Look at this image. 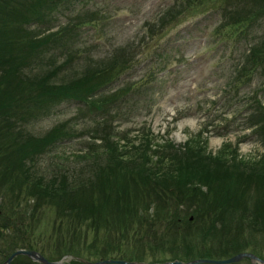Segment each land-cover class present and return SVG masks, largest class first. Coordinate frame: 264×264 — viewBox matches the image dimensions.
Segmentation results:
<instances>
[{
    "label": "rangeland",
    "instance_id": "374dc122",
    "mask_svg": "<svg viewBox=\"0 0 264 264\" xmlns=\"http://www.w3.org/2000/svg\"><path fill=\"white\" fill-rule=\"evenodd\" d=\"M172 1L79 0L75 4L59 5L54 17L51 18L53 21L49 26H53L52 29L67 23L79 12H89L94 19L87 22L90 24H82L79 28L77 47L87 51V54L93 53L95 57H107L119 47H126L128 53L126 56L121 51L125 64H118V68L113 69L108 80H106L108 77L95 80L96 83L100 80L107 83L92 96L52 100L50 105L40 104L38 112L29 117L31 119L27 130L31 133H0V139L17 137L20 134H23L21 139H24V134L37 137L66 121L67 126L61 131L63 133L68 131L69 136L55 140L51 147L34 157L35 162L26 158L24 167H31L30 162H34L32 165L36 168L35 176L50 174L62 168H72L75 172H69L73 177H68L69 193L63 198L69 201L76 198L89 199L85 193L80 194L71 186L79 176L82 174L86 176L89 171L87 166L93 168L94 174L97 173L98 176L91 175L92 180H103L102 186L105 187L99 190L110 196V200H106L110 202L107 209L100 207L96 210L98 226L90 228L88 233L93 237L100 234L103 240L100 247L111 242L104 237L108 230L106 228L110 227L114 231L115 227H118L124 228L119 235L121 240L113 241L106 247L111 250H122L121 252L126 251L124 248L136 247L144 252L145 258L135 260L157 262L174 260L176 258L171 257L176 254L174 251L179 253L180 258L177 259L183 260L196 257L222 258L239 251H253L264 258V232L254 226L253 219L252 225L248 223L249 221L245 222L247 218H243V215L248 216L249 213L241 210L246 204L251 208L258 207L254 203V189L253 184L251 185L253 178L249 181H242L239 178L243 170L249 172L247 160L264 153V128L261 129V123L259 126L252 124L260 117V104L264 105V73L258 72L261 70L259 66L257 68L253 66V47L261 48L259 44L261 40L257 35L264 28V17L259 20L261 25L256 24L253 27L250 20L236 22V18L231 14L225 15V0H193L185 11L178 13L177 19L173 20L171 25L159 28L158 16L171 6ZM227 6L234 8L235 4ZM28 15L26 12L23 15L24 19ZM36 25L32 26L36 28ZM42 29L47 30L48 27ZM60 49L61 47H56L46 54L48 56L56 54L59 58L43 59L42 64L41 61L37 62L32 68L30 62L38 56L32 52L20 54L16 50L12 52L17 55L16 58L14 60L11 58L12 60L7 62V67L12 70L14 61L20 59L22 60L20 72L23 75H34L33 69L37 72L35 74H38L37 78L45 79L47 76L49 78L46 74L50 73V67L64 59ZM87 54L83 60L88 58ZM240 70L244 76H240ZM52 72L54 73L50 77L52 84L67 81L63 79L65 76L76 75L74 71L68 69L63 71V68ZM92 104L104 107L99 106L95 109ZM105 125L112 126L116 132L112 131L113 134L125 133L120 142L128 145L123 153L126 160L118 161L115 158L113 144H108L107 147H105L107 144L101 145L93 157L79 158L84 154L81 152L88 151L86 142L91 141V133H98L96 128ZM113 139L119 140L116 136H112ZM96 141L103 142L99 138ZM156 149L166 151L163 156L171 166L170 172L179 170L180 173V170L189 167L193 171L196 169L198 175L211 173L210 176L208 174L197 176L202 179L201 183L200 180L197 181L201 184L199 185L201 190L208 189V183L214 191L221 188L217 186L216 177H212L213 173L218 174L225 187L224 192L230 191V194H224L223 203L226 204L227 210L224 212L222 223L217 225L219 227L213 228L210 232H203L200 228L187 226L180 228L181 230L172 229L165 242L156 240L153 235L145 237L142 242L135 241L138 238L133 237L128 226L132 222L144 220L147 212L151 220L152 217L153 220H158L156 215L166 216L169 210L173 214L176 211L186 218L185 214L194 217L195 211L194 213L192 211L195 210V206L198 208V204L203 207L205 203L204 208L210 212L211 204L214 207L217 202L221 203L219 200L211 201L213 197L210 194L199 196L198 204L189 198L190 195L182 198L179 194L180 197L176 200L157 195L152 187L159 180L158 173L162 167L159 163L161 155L155 151ZM241 158L247 165L241 163ZM18 159L13 157V168L15 165L19 166ZM60 159L64 160L60 162ZM97 164H101V169L97 168ZM112 164L114 167L123 166V171L130 181L129 183L124 179L126 188L120 190V195L125 202L124 205L119 204L120 206L116 202L115 205L112 204L116 201L114 196L118 186L114 185V180L106 179L107 175L113 178L116 171L113 170ZM2 168L0 165V264H7L9 254L23 247L21 243L30 237L44 246L46 253L41 252L50 259H61L67 255L66 260L72 263L79 261L77 264L83 263V259H87L89 255L92 257L89 260L100 259L101 252L96 251L101 249L95 253L90 252L87 247L90 243L82 241L83 237L80 238L77 231L78 220L88 211L80 213L79 210L66 211L64 207L70 202H62L61 199L35 203L33 196L28 193L27 186L18 185L13 190L12 185L10 186L15 181L14 179L12 182L13 172L9 173L10 178L4 177L2 172L4 170L9 172L10 168L8 170ZM239 171L241 172L237 173ZM130 172L138 179H132ZM257 203L260 204L259 207H263L264 199L258 197ZM34 204L37 211L32 213ZM57 205L63 208V212L60 213L61 219L58 221L55 219ZM39 208L44 211V215H39ZM2 209L5 211L2 212ZM9 211L15 212L11 221L16 219L14 218L16 216L24 217L23 224L15 228L4 216ZM254 216L255 214L250 217ZM138 226L136 225V228ZM29 230L35 234H30ZM179 231L182 234H179ZM73 238L77 239L76 244L72 243ZM65 248H69L71 252L65 253L62 257L57 256V253L60 250L65 251ZM42 263L26 254H19L12 260V264ZM197 264L254 263L245 257L230 263Z\"/></svg>",
    "mask_w": 264,
    "mask_h": 264
},
{
    "label": "trees",
    "instance_id": "16d2710c",
    "mask_svg": "<svg viewBox=\"0 0 264 264\" xmlns=\"http://www.w3.org/2000/svg\"><path fill=\"white\" fill-rule=\"evenodd\" d=\"M77 1L79 0H0V120L2 122V125L0 126V133H31L27 130L29 121L31 119H29V117L34 115V112H38V110L40 109L38 108L40 104L45 105L46 103L50 105L52 100H70L74 98L82 99V97L84 96H92L96 90H98L99 88L102 89L101 87H103L107 83L106 81L102 80L96 83L97 81L95 80L105 77H108L106 79L108 80L113 69L118 68V64H125L124 55L126 56L128 54L125 50L126 47H119L115 52L109 54L107 57H95L92 55L93 53L87 54V51L77 47L79 28L82 26V24L90 22L94 19V17H92L89 12L77 13L75 17H71V19L67 23L60 25V27H58L57 29H52L53 26H49L51 21H53V19L51 18L54 17V12L58 9L59 5H62L64 3L75 4V2ZM192 1L193 0H173L171 6L167 7L166 10H163L161 14H159L157 20L159 28L160 26L167 27L168 25H171V23H173V20L177 19L178 13L185 11ZM225 3V15L231 14L236 18V22L250 20L249 22H253V27H255L256 24H262L259 20L262 16L264 17V0H225ZM233 3L235 4L234 8H230L227 6V4ZM26 12L29 15L24 19L23 15H25ZM41 18L42 20H40ZM33 24H37V27H33ZM44 27H48V29H42ZM262 29L263 30H261V32L257 35V37H259V39L261 40L259 43L261 45V48L253 47V66L255 68L259 66L258 68H260L261 70L258 72L264 73V28ZM56 47H61L60 50H62L63 52L64 59L61 60L58 64L50 67V73L46 74L49 75V78L48 76L45 78L47 80L37 78L36 76L38 74H35L37 72H35L33 69L32 72L34 75H23L20 72L22 62V60L20 59L18 61H14L12 70L7 67V62L12 60L11 58H13V60L16 58L17 55H14V53L12 54V52L16 50H18L20 54H25V52H32L35 56H38L37 58H34L32 62H30L32 68L35 64H37V62L41 61L42 64L43 59L56 60L57 58H59L56 54H52L50 56L46 55L50 52L51 49L55 50ZM121 51L124 55L121 54ZM86 54L88 55V58L83 60V57ZM61 68H63V71L67 69L69 71H74L76 75L72 77L65 76L63 79L67 80L68 82L58 81L52 84L50 82V77L54 74L52 71H60ZM244 72H246V68H244ZM239 74L240 76H244L242 70H240ZM105 101L107 100H104V102ZM90 103H92V100L90 101ZM91 106H93V104ZM99 106L104 107V105H94L93 107L97 109ZM259 114L260 117H257V120L253 121L252 124L253 126H259L261 123V129H263V104H260ZM16 126H18L19 128H17ZM65 126H67L66 121L62 122L56 127L53 126V128L48 130L45 134L37 137L34 135L29 136L24 134V139H21L23 137V134H20V136L17 137L0 139L2 140V142H0V165H2L3 168L7 170L10 168L9 172H5V170L2 172V174L4 173L3 176L9 177V173L13 172L12 182L14 179L15 181L10 184V186L12 185V188H14L13 190H15V187H17L18 185H21L22 187L27 186L28 193L33 196V198L35 199V203L44 200L54 202L61 199L62 202H70L68 203L69 205L67 204V206L64 207L66 211L77 212L79 210V213L81 211H88V213L83 216V218L78 220L77 225L80 226V228L77 226V231L79 232L80 238L83 237L82 241H84L85 243H90L89 246H87L90 252L92 251L93 253H95L96 250L101 249V251H96L101 252V254H99L100 258L111 256L134 260L144 259V252L137 249L136 247L133 249H131L130 247V249L124 248L123 250H126L124 252H121L122 250L117 249L111 250L106 247L113 241L116 242V240H121V237L119 235L120 232L124 231V228L115 227V230L113 231L112 228L107 227L106 229L108 230L106 233H104V237L107 240H111V242L102 247H100V244L103 240L100 237V234L97 237L88 235L90 228H92L93 226H98V222L96 221V210L100 207L106 210L107 204L110 203L109 201H106L110 200V196L105 195L101 190H99L100 188L105 187L102 186L103 180H92L91 175L98 176L97 173L94 174L92 167H86L89 170L86 174V176L88 177L82 174L77 178L76 182H73L74 184L71 186L74 191H78L80 192V194L85 193V196L89 197L88 200H81L76 198L75 200L69 201V199H63L65 194L69 193L67 189L68 187H70L68 185V177L71 176V178H73L69 172H75L72 168H70L72 171L68 168H62V170L59 169V171H54L50 174L43 173L36 176L34 175L36 174V168H34V166L32 165L35 162L34 157L41 152H44V150H46V148H48L49 146L51 147L52 143L58 138L68 135V131L64 133L63 131H61L66 128ZM96 131L98 133H91V141L86 142L88 144V151L86 153L81 152L84 154H81L79 158H84L86 156H89V158L93 157L95 155L94 153L99 150V147L101 145L103 146L104 144H107L105 146L107 147L108 144H113L116 151L115 158L118 161L126 160L125 156H123V153L125 152L128 145L126 143L120 142V138H123L125 133H118V135L113 134L116 132H114V129L111 125H105L102 128L97 127ZM112 136L118 137L119 140H112ZM97 138L101 139V141L103 142H97ZM18 139L22 141H18ZM114 143L117 144L115 145ZM83 150L84 148H82L81 151ZM155 151L161 155L159 163L162 167L160 173H158L159 180H157L156 185L152 187L157 195H160L162 198H172L173 200H176V198L180 196L182 197L185 195H190L191 197L189 198H191L192 201L196 203L199 196L204 197L210 194V196L212 195L213 197L211 201L219 200L221 201V203L217 202V205L214 207L211 203H208L209 205L211 204L210 209L212 210L208 212V210L204 208L205 203L202 207V205H199L197 201L198 208L195 206V210L193 209L192 211V213H194L195 211L194 217L185 214L186 218L180 216V214L176 211L173 214L169 210L166 216L161 217L156 215L155 217L159 219L153 220L152 217L151 220L149 212L146 211L147 214L143 217L144 220H140L137 223L132 222L129 226L127 224V226L130 227L129 232L131 233L132 231L133 237L138 238L135 241L142 242L145 237L147 238V236L153 235L156 240L165 242L166 236L172 232V229L181 230L182 228H186L187 226H194V229L200 228L203 230V232H210L213 228L219 227L217 225L218 223H222L221 221L224 216V212L227 210L226 204L223 203V200H225L224 194H230V191L225 190L224 192L225 187H223L218 174L213 173L212 177H216V179L218 180L217 186L221 188L214 191V188L208 186V183V189L206 188V190H201L199 186L201 184L197 182L200 179L197 176L201 177L202 175L204 176V174H208V176H210L211 173H201L200 175H198L196 169L193 171V169H190L189 167H186L185 170H180L181 174L178 173L179 170H177V172H170L169 169L171 168V166L168 165L165 159L166 157L163 156V153H165L166 151L162 149H160V151L159 149H156ZM13 157H18L20 159L19 164L17 163L19 166L15 165L14 168ZM235 157L236 155L234 156V158ZM26 158L34 161L32 163L30 162L29 164V166L31 167H24L27 161ZM60 160V162H62V160L64 159ZM241 163L245 165L248 164L249 168L247 170H249V172H246V169L243 170L242 176L239 178L242 181H249L253 178V182H251V185L253 184L254 189V203L258 206L255 208H251L247 204L245 206H242V212L249 213L248 216L243 215V218H247L245 222L249 221L248 223L250 225H252L253 219L254 226H257V228L262 229V231L264 232V206L259 207L260 204L257 203L258 197H260L262 200L264 199V153H262L261 156H259L258 154L254 155L253 159L247 160V164L243 162L241 158ZM60 164L63 165L65 163ZM96 166L97 168L101 169V164H97ZM112 168L113 170H116L113 174V178H111V176L109 175L106 176V179L114 180V185L118 186L116 190V196H114V200L116 201L112 202V204L115 205L116 202L118 205H124L123 202L125 201L121 199L123 197L120 195V190H124L126 188L124 184L125 180H128L129 183L130 181L127 177L126 172L123 171V166L117 165L116 167H114L112 164ZM16 170L18 173L16 172ZM188 172H194L195 174H188ZM240 172L241 171L237 173ZM132 175L130 176L132 179H138L136 175H134V173H132ZM31 177H33L34 179ZM106 179H104V181ZM201 181L202 179L200 180V183ZM20 190L22 191V188H20ZM108 193L110 192H107V194ZM166 202L168 203V200ZM57 208V217H55V219H57L58 221L61 219L60 213L63 212V208L61 205ZM4 211L5 210L2 209V212ZM36 211L37 207L34 204L32 213H35ZM38 212L39 215L44 213L41 208L38 209ZM14 214L15 212L9 211L4 216H6L8 218V221L10 223L12 222L11 224L16 228L17 226L22 225L25 219L24 217L18 218V216H16L14 217L16 219L11 221L10 219ZM253 214H255V216L250 217ZM136 225L139 226L136 228ZM222 228L224 229V227ZM29 233L31 234L33 233V231H30ZM179 234L182 233L179 231ZM28 239L29 240H25L24 242H22L21 246L39 249L40 251L46 253L43 245L34 241L31 237ZM76 240L77 239L73 238L74 242L72 243L76 244ZM158 249L161 250V248ZM68 252H71V250H69V248H65V251L60 250L59 253H57V256L62 257L65 253ZM177 252L178 251H174V253L176 254H173V256L171 257L180 258L179 253ZM87 259H92V257L89 255Z\"/></svg>",
    "mask_w": 264,
    "mask_h": 264
},
{
    "label": "water",
    "instance_id": "95a60500",
    "mask_svg": "<svg viewBox=\"0 0 264 264\" xmlns=\"http://www.w3.org/2000/svg\"><path fill=\"white\" fill-rule=\"evenodd\" d=\"M19 254H26L32 257L35 260H39L46 264H77L72 263L65 258L67 255L63 256L61 259H50L41 251L34 248H26L19 247L12 251L6 259L7 264H12V260L15 256ZM248 257L254 264H264V258L259 256L253 251H239L235 254H232L227 257L216 258V257H196L193 259L183 260V259H174V260H166L162 262L157 261H142V260H133L127 258H119V257H106L100 258L96 260L83 259V263L81 264H107V263H119V264H197L202 262H212V263H230L238 261L242 258Z\"/></svg>",
    "mask_w": 264,
    "mask_h": 264
}]
</instances>
